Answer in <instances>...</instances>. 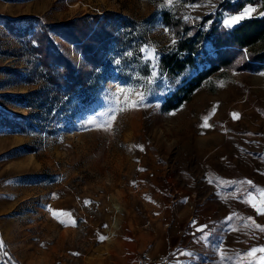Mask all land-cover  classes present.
Returning <instances> with one entry per match:
<instances>
[{"label":"rangeland","instance_id":"obj_1","mask_svg":"<svg viewBox=\"0 0 264 264\" xmlns=\"http://www.w3.org/2000/svg\"><path fill=\"white\" fill-rule=\"evenodd\" d=\"M221 1L176 0L162 8L163 0H0V111L27 115L28 122L23 132L0 127V264L2 257L10 264H135L162 239L175 243L176 264H219L218 245L231 256L264 245V233L245 227L249 217L264 225V216L244 202L252 189L241 184L264 188V68L216 72L180 106L160 111L163 96L187 75L159 73L158 52L173 40L161 11L194 21ZM247 5L264 11L259 3ZM241 10L220 12L218 20L224 25ZM104 11L131 22L117 27L123 43L110 44L86 88L52 99L43 76L24 81L31 34L15 35L6 21L19 33L27 23L19 18L31 17L39 28ZM52 39L75 68L83 65L71 44ZM145 45L156 50L155 60L142 58ZM138 92L145 99L131 107ZM5 93L27 94L30 104L21 107ZM203 225L211 232L208 243L197 231Z\"/></svg>","mask_w":264,"mask_h":264},{"label":"trees","instance_id":"obj_2","mask_svg":"<svg viewBox=\"0 0 264 264\" xmlns=\"http://www.w3.org/2000/svg\"><path fill=\"white\" fill-rule=\"evenodd\" d=\"M257 3L264 10V0H223L215 12L194 21L182 19L181 14L176 11H161L160 22L170 30L176 43L159 50V73L172 77L187 74L175 88L163 96L161 112L180 106L216 72L227 69L258 72L264 68V17L253 16L231 28H226L218 20L220 12L234 13L246 4ZM16 20L27 23L22 32L18 33L14 24L6 21L10 32L17 36H26L28 32L31 34L25 40L30 72L23 79L31 83L35 77L43 76L52 99L69 96L86 88L90 76L101 66L110 44L117 46L123 43L124 31L117 32V27L125 28L131 22L111 11H104L99 15L85 14L63 23L39 25V28L31 23L34 20L31 17ZM30 26L33 27L32 31H29ZM53 35L71 44L81 54L84 61L81 67L75 68L70 63L62 46L55 45ZM261 42L260 46H255V43ZM4 70L14 77H21L16 69ZM36 93L31 91L28 95ZM28 95L5 93L2 96L21 107H27L30 104L26 99ZM25 124H28L27 115L0 111V127L10 132H23ZM2 261L10 264L3 257Z\"/></svg>","mask_w":264,"mask_h":264},{"label":"snow or ice","instance_id":"obj_3","mask_svg":"<svg viewBox=\"0 0 264 264\" xmlns=\"http://www.w3.org/2000/svg\"><path fill=\"white\" fill-rule=\"evenodd\" d=\"M175 3H176V0H163L161 7L162 8H164V7L171 8L175 5ZM209 3H211V0H209ZM185 6L188 8H191V9H195L197 7H200V5H195V4H188ZM254 14H258L261 17H264V11L258 12L257 7L252 6V5H247L239 13L229 14L227 17H225L223 24L226 28H231V27H234L235 25L239 24L240 22L244 21L245 19L252 18ZM183 19L187 21L189 19V17L185 16V17H183ZM209 23H211V21H209ZM164 31L167 33L170 30L165 28ZM172 43L173 44L176 43L175 39L172 40ZM140 52L143 54L142 58L145 59L146 61H153L156 59V50L154 48L149 49L147 45L141 46ZM125 55L128 57H131V56H133V53L132 52H126ZM114 62L117 65L120 64V60H118V59L115 60ZM153 68H155V65H153ZM156 76H157V73L155 71H153L151 73L152 78L147 79L146 83L151 85ZM120 91L122 94L123 90L121 89ZM134 94L139 96V100L132 103L131 107H138L140 102L145 99L146 92H138V93H134ZM127 103H128V101H125V104H127ZM120 110L124 111L126 109L121 108ZM232 116L234 119H239V113H232ZM206 119L207 118H205V120ZM114 120H115V114L113 113L110 116L109 123H108L105 130H107V128L111 127V121H114ZM89 123H92V121H89ZM202 126L203 127H210L211 125H209V124H207V122H205ZM241 184H247L252 189L251 191L246 192L244 202L246 204H248L251 208H253L258 215L264 216V188H259V187L255 186L254 182L251 180L241 181ZM49 211L52 212V215L54 217H56L57 219L59 218L56 211H53L51 209H49ZM65 214L70 215L67 213H65ZM234 216H235V214H232V215L228 216L226 218V220L231 221L234 218ZM248 220L250 221V223L246 224L245 227L252 228L254 230H258L261 233H264V225H260V224L256 223V221L252 217H249ZM60 223L67 226V223L64 220H60ZM71 224H72V226H75L76 221L73 219L71 221ZM206 229H208V225L197 226V231L202 233L200 239L202 241H204L205 243H208L211 232L206 231ZM233 230L235 231L236 229H233ZM98 239L101 242H103L104 240L107 239V237L100 235V236H98ZM3 247H4V243L2 240H0V250H2ZM217 251H218L219 264H264V245L253 246V247L249 248L246 252H244L242 254L238 253L236 256L229 255L227 253V251L224 250L223 247L220 245L217 246ZM5 255H7V253H5ZM74 255H78V253H74ZM180 255L192 257L194 254L191 252H183V253H180Z\"/></svg>","mask_w":264,"mask_h":264},{"label":"crops","instance_id":"obj_4","mask_svg":"<svg viewBox=\"0 0 264 264\" xmlns=\"http://www.w3.org/2000/svg\"><path fill=\"white\" fill-rule=\"evenodd\" d=\"M174 245L175 243L167 242L165 239L160 240L148 250L149 259L156 260L155 263L158 264H176V255L172 251Z\"/></svg>","mask_w":264,"mask_h":264},{"label":"built area","instance_id":"obj_5","mask_svg":"<svg viewBox=\"0 0 264 264\" xmlns=\"http://www.w3.org/2000/svg\"><path fill=\"white\" fill-rule=\"evenodd\" d=\"M135 264H149V258L147 256H140Z\"/></svg>","mask_w":264,"mask_h":264}]
</instances>
